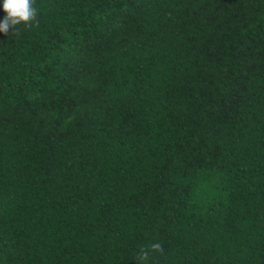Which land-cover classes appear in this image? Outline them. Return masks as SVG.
Wrapping results in <instances>:
<instances>
[{"label":"trees","instance_id":"trees-1","mask_svg":"<svg viewBox=\"0 0 264 264\" xmlns=\"http://www.w3.org/2000/svg\"><path fill=\"white\" fill-rule=\"evenodd\" d=\"M34 7L0 32V264H264V0Z\"/></svg>","mask_w":264,"mask_h":264},{"label":"clouds","instance_id":"clouds-1","mask_svg":"<svg viewBox=\"0 0 264 264\" xmlns=\"http://www.w3.org/2000/svg\"><path fill=\"white\" fill-rule=\"evenodd\" d=\"M35 3L36 0H3V11L6 14L0 21V32H3L5 36L18 35L20 25L26 28H31L34 24L38 26V9L34 7ZM150 247L151 251H158L161 254L164 252L160 243H154ZM136 259L140 264H146L149 259V250L142 248Z\"/></svg>","mask_w":264,"mask_h":264}]
</instances>
